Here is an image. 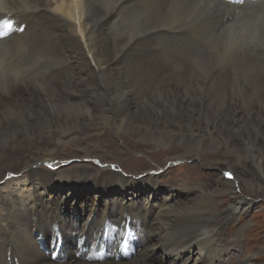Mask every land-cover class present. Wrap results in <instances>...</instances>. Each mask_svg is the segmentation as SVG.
Masks as SVG:
<instances>
[{
    "label": "bare ground",
    "instance_id": "6f19581e",
    "mask_svg": "<svg viewBox=\"0 0 264 264\" xmlns=\"http://www.w3.org/2000/svg\"><path fill=\"white\" fill-rule=\"evenodd\" d=\"M102 1L0 0V21L11 19L23 28L0 38V47H16L12 57L0 49V181L23 170L29 177L8 196L0 193V264H214L231 229L224 228L227 213H246L253 205L235 189L264 197V35L251 38L229 19V8L258 7L264 0ZM171 11L169 20L165 14ZM135 18L144 20L143 30L130 26ZM200 48L224 51L220 66L191 73L186 64ZM12 58L27 64L15 69ZM105 124L145 145L182 144L174 160L214 150L218 164L212 167L220 175L190 186L182 202L157 210L148 205L150 196L164 194L166 202L181 192L160 189L159 172L143 180L76 165L55 175L40 165L69 143L76 147L62 150L68 155L59 160L84 158L90 147L79 137ZM72 125L80 127L62 130ZM93 152L100 159L99 150ZM226 170L233 179L224 176ZM94 190L130 196H123L121 206L107 198L99 213ZM227 196L226 213L220 200ZM135 197L144 203L140 210ZM69 210L89 214L82 225L73 218L66 222V237H37L44 220L56 225ZM96 214L101 215L93 228ZM128 245H138L139 252L132 254ZM158 247L169 260L151 259ZM55 250L57 260L51 261L46 254Z\"/></svg>",
    "mask_w": 264,
    "mask_h": 264
},
{
    "label": "rangeland",
    "instance_id": "374dc122",
    "mask_svg": "<svg viewBox=\"0 0 264 264\" xmlns=\"http://www.w3.org/2000/svg\"><path fill=\"white\" fill-rule=\"evenodd\" d=\"M104 1H102V4ZM113 1L112 0H106L104 3H106L107 5L106 4L105 5L108 6ZM172 2L175 3L176 1L172 0ZM262 5H264V3L260 4L258 7L257 6L248 7V8L246 7L248 10L244 7H238V9L237 8H235V9L229 8V11L231 12L230 13L231 17L229 19H230V21L233 22L232 25L236 26V30L237 29L241 30L243 32V34L249 33L250 37L251 38L254 37V39H256L255 37L260 38L262 34L264 35V33H262V32H264V30H263V28H264V25H263L264 24V22H263L264 21V6H262ZM240 8H241V10H240ZM247 11H249V12H247ZM256 11H258L257 12L258 14L256 13ZM261 11H262V13H261ZM195 13L197 15L196 18H199L202 15V12H199L198 8H196V7H195ZM252 13L254 15H252ZM249 14L253 17L251 18V16ZM165 15H167V17H170L172 15V11L169 13H166ZM182 17H181V19H180V17H177V18H179L181 21L183 19ZM254 17H256V18H254ZM141 18L144 19V17L142 15H141ZM245 18L247 20H245ZM253 18L255 20H253ZM170 19H171V17L169 18V20ZM179 19H178V21H179ZM251 21H252V24L249 23ZM244 25H246L247 28ZM261 25H263V27ZM130 26L132 28H135L137 26L135 29H137L138 31L143 30L145 28L144 27V20L141 21V20H138V18H135L132 21ZM231 28H232V26H231ZM254 29H255V31H254ZM248 30H249V32H248ZM258 31H260L261 33ZM256 34H257V36H256ZM6 46L8 47V49ZM6 46L4 47L6 50L3 47H0V49L3 48L2 50H4L9 57H12V54L16 51V47L12 46V43H11V45H6ZM12 47L14 49H12ZM205 50L206 49H201V48L199 51L197 50L195 52V54L193 55V57H191L192 60L190 58V60H189L190 63L188 62L186 64L187 67L190 68L191 73H193L195 70L199 73H202L203 70L206 71L212 67L220 66L219 65V64H221L220 59L223 57V54L225 52L220 50L217 53L216 52H210L209 53V51H207V50L205 51ZM218 53H219V55H218ZM199 55H200V58L198 57ZM210 55H212V57ZM216 56L217 57L219 56V57L216 58ZM197 57H198V59H197ZM13 59H15V58H12L11 65L15 69L16 68H23L27 64V63H24V61L26 59L25 60L23 59L22 62H21V59H20V61H19V59H17L16 62ZM212 60H213V62H212ZM25 62H27V61H25ZM44 62L45 61H43L42 63H44ZM45 63H47V62H45ZM13 64H15V65L13 66ZM91 64L95 65L94 63H91ZM192 64H195V65H192ZM204 64H205V66H203ZM212 65H214V66H212ZM191 66H192V68H191ZM199 67H200V69H199ZM189 76L190 75H187L186 78H188ZM188 79H191V77H189ZM79 127H80V125L66 126L65 128H62V130L67 131L71 128L72 129H77V128L79 129ZM109 127H111V126L106 125V124L104 126H100V127L99 126L93 127V128H91V131L86 130V132H87L86 134H89V135L84 136V138L79 137L80 142H84L85 144H88V146L90 147L89 151H87L84 158H80V159H78V158L73 159L72 158L71 160H69L68 163H66L65 161L64 162L60 161L59 157H61V155H68V153H66V152L62 153L61 152L62 150H65L66 147H69V146H71L72 148L76 147L75 145H72V143L67 144L68 142H66L65 144H67V145L61 146V149L57 153L56 158H50L49 160L47 158L48 162L41 163L40 165L49 168L55 175H57L59 173V171H61L63 169L65 170L66 166H72L73 167L76 165L89 166L91 168H93V166L95 167V165H98L99 167H102V168H107V169H110L112 171H117V172H119V174H123L125 177L132 178V177L140 176L141 179H143V180H145L144 178L150 177V175L153 176L155 174H158V172H159V174H162V175L157 177L156 181H157L158 187L160 189H163V188L168 187V186H173L175 188L176 187L179 188L177 193L179 191H181V192L178 194L179 196H176V197L174 196L173 199H168L166 202L161 198L162 195L164 197V194L155 195L151 200H150V198H151V196H150L149 200H148V202H149L148 205L154 206L157 210L160 208H165V207H167V205L171 206L173 203H176V202H182L185 198V195H188L187 189L190 186H196L197 183L204 184V183L210 182L213 179H215L217 175H220V172H218L216 167H212L215 164H218V162H216V160L218 158H215L216 154H215L214 150H208L207 152H201L200 158L195 157L193 155L192 156L187 155L185 159L174 160L175 155L178 154L179 152H182V149H183L182 144L174 142L173 144H169V145L160 144L159 146H155V145H152L153 143L152 144L147 143L148 145H145L141 141V140H143L142 138L140 139V137H137L135 135H127V134L122 135L120 133L118 134V133H116L117 131H116L115 127L112 130L111 129L106 130V128H109ZM94 141L95 142L99 141V146L96 145L97 143H95ZM109 143H111L114 146L109 147L108 146ZM94 148L99 150L98 155L100 156V159H97L96 157H94L97 154V152H93ZM49 156H50V154H49ZM97 161L99 163H97ZM102 161H112V163L108 164V163H103ZM65 163H66V165H64ZM49 164L53 165V167H51V168L48 167ZM180 164H183L184 166H180ZM185 164H187L188 167L192 166V168L191 169L186 168ZM72 167H71V170L73 169ZM251 170H254V168H252ZM226 171L230 172V170H226ZM231 172L234 174L233 171H231ZM153 177H155V176H153ZM244 178H245V176H244ZM28 180H29V177L27 175L26 170H23L20 173L7 174L6 177L0 181V193H3L5 196L7 194V196H8L9 192L16 189L15 186L17 185V183L19 186H21L20 184L27 182ZM148 180L150 181L151 178ZM243 188L244 187H241V189H240V187H239L235 190L237 191V193L242 192V194H247V195H244V198L247 201L252 200L253 205L251 207H248V210L246 213H241L242 215L240 213L238 215L237 214L236 215H234V214L230 215L226 211V209L229 208L228 204L230 203V196L224 197L226 199L225 201L222 200V198L220 200L222 202L220 207L223 210H225L227 213V218H226V223L224 225V228L231 226V229L229 230L228 234H225V237H226V240L224 242L225 248L223 249V252H222L224 255H222L220 261H215L214 264H219V263L220 264H228V263L229 264H264V197H260L261 195H256L255 193L244 191ZM149 189H151V188H149ZM87 190H88V188H87ZM91 193H95L98 195V193L95 190H94V192H91ZM98 196L100 199V201H99V213H101V210L104 208V204L107 200H109V202H111L113 205L121 206L122 198H124L123 196L129 197L130 195L127 196V194H123L120 191H115L112 193H108L107 195H98ZM256 196H257V198H253ZM107 198H109V199H107ZM253 199H256V200L253 201ZM135 201H138V206H136V208L138 207V209L140 210V208L144 204L143 201L137 200L136 197H135ZM2 207L3 206L0 202V211H1ZM66 208H69V207L67 206ZM64 213H65V216L61 215L62 212L58 216V221H57L56 225H54L52 220H44L46 224L41 223L40 233L36 234L37 237H39V235L41 234V238H42V240H44L46 235L51 236L55 233L56 234H62V237H66V230L68 228L66 226V222L72 220L71 221V223H72L73 219H75V220L78 219L77 220L78 223L80 225H82V222L87 218L89 211L87 210L84 212V211L80 210V211L76 212L77 216L74 215V213L70 210L67 212H64ZM121 213L122 212H120V210H119L117 215H120ZM100 215L101 214H96V216L94 217V220L92 221L91 227H93V228L95 227V224H96L98 217ZM113 215H112V218L117 217V215H115V214H113ZM130 217L132 219L131 214H130ZM71 218H73V219H71ZM51 222H52V226H53L52 229L49 228L48 230H46L49 227ZM38 223H39L38 220H36L35 225H38ZM132 224L133 223H131V225ZM51 239H52V236H51ZM108 239L106 240V244L108 242ZM134 241L136 243L138 242L137 237L134 238ZM39 242H40V240H39ZM130 246L128 245V248L130 249V252L133 251L132 254H137L139 252L138 245H134L135 248H130ZM197 252H198V249L195 248L193 250L194 257H196ZM120 253H121V251H120ZM50 254H51L50 251H48V253L46 255L49 257ZM188 254H189L188 252L185 253L186 256ZM150 257L153 261H158L161 258H163L164 261L169 260V257L164 253V251L160 247L155 249V251L152 252ZM62 259H65V258H62ZM55 260H57V259L55 258V259H52L51 261H55ZM196 264H203V263L197 262Z\"/></svg>",
    "mask_w": 264,
    "mask_h": 264
},
{
    "label": "snow or ice",
    "instance_id": "6c2138e0",
    "mask_svg": "<svg viewBox=\"0 0 264 264\" xmlns=\"http://www.w3.org/2000/svg\"><path fill=\"white\" fill-rule=\"evenodd\" d=\"M13 31H23V28L18 27L17 23L11 19H4L0 21V38L9 36ZM97 163L99 162L97 161ZM48 167L51 168L53 165L49 164ZM224 176L229 180L233 179L230 172H225Z\"/></svg>",
    "mask_w": 264,
    "mask_h": 264
},
{
    "label": "clouds",
    "instance_id": "9594fccd",
    "mask_svg": "<svg viewBox=\"0 0 264 264\" xmlns=\"http://www.w3.org/2000/svg\"><path fill=\"white\" fill-rule=\"evenodd\" d=\"M55 251H58V250H55ZM55 251H54V252H55ZM54 252H53V253H54ZM53 253H51V254H52V256H51V257L54 259V258H56V257H57L58 253H57L56 257H54V256H53Z\"/></svg>",
    "mask_w": 264,
    "mask_h": 264
}]
</instances>
